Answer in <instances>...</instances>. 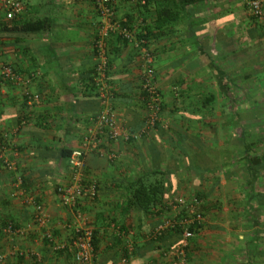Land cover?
Instances as JSON below:
<instances>
[{
    "label": "crops",
    "instance_id": "obj_1",
    "mask_svg": "<svg viewBox=\"0 0 264 264\" xmlns=\"http://www.w3.org/2000/svg\"><path fill=\"white\" fill-rule=\"evenodd\" d=\"M217 0H115L135 36H143L160 90L161 121L137 139H104L85 156L97 183L93 200L61 206L55 192L68 174L67 154L80 144L101 107L92 83V41L103 19L93 0H24L18 22L44 20L45 29L0 31V60L27 81L38 100L27 104L22 86L0 83V264H77L56 250L32 221V196L43 205L55 243L69 241L80 220L93 229L97 264H141L182 239L149 232L173 214L175 197L197 196L203 222L187 240L186 264H264V43L243 3ZM161 11L163 14L158 15ZM108 77L120 124L144 125L142 71L132 42L113 31L107 39ZM17 179L21 180L19 187ZM158 184L161 203L137 204L141 185ZM156 198L160 195L145 194ZM11 220L24 234H7ZM133 251L121 261L126 244Z\"/></svg>",
    "mask_w": 264,
    "mask_h": 264
},
{
    "label": "built area",
    "instance_id": "obj_2",
    "mask_svg": "<svg viewBox=\"0 0 264 264\" xmlns=\"http://www.w3.org/2000/svg\"><path fill=\"white\" fill-rule=\"evenodd\" d=\"M115 0H93L94 7L103 19L95 38L92 41L94 49L95 64L92 73V83L99 98L101 107L91 124L87 126L81 137L80 144L70 150L67 156L68 174L63 183L56 185L55 192L61 206L75 208L81 200H93L98 193L97 183L87 178L85 174V156L88 153L98 152L104 154L108 159L113 160L116 154L113 151L101 149V142L109 139L114 142L118 139L125 141L137 139L143 132L153 128L161 121V100L162 96L158 89L153 69V58L146 47V40L143 36H134L129 28L124 25V18H116ZM247 13L259 24H264V0H241ZM25 10L24 0H0V20L8 21L18 19ZM113 31L132 42L136 49L142 68L139 78V90L145 106L146 115L143 128L139 132L130 133L119 122L116 110L112 103L111 91L107 84L108 77V55L107 39ZM260 40L264 43V29L260 34ZM11 81L21 85L22 94L26 102L32 105L38 100V96L32 94L27 87L26 79L18 75L13 67L0 60V83ZM1 165L7 169H15V164L1 156ZM21 180L17 179L16 186L19 187ZM27 202L34 207L32 221L40 230V236L51 243L56 250H68L71 257L77 264H97L94 254L93 229L87 224L86 218L77 211V218L80 220L72 228L69 241L55 243L53 232L48 226V215L43 205L35 201L32 196ZM173 214L167 216L158 223L150 232L149 239L158 242L160 236L167 229L179 227L180 242L161 248L157 258L148 259L141 264H186L187 240L195 235L203 222V212L200 209L201 199L197 196L186 198L175 197L171 202ZM192 227V228H191ZM7 234H24L25 230L15 227L11 220H8L3 229ZM133 247L131 243L126 244L121 261L126 263L131 256Z\"/></svg>",
    "mask_w": 264,
    "mask_h": 264
},
{
    "label": "trees",
    "instance_id": "obj_3",
    "mask_svg": "<svg viewBox=\"0 0 264 264\" xmlns=\"http://www.w3.org/2000/svg\"><path fill=\"white\" fill-rule=\"evenodd\" d=\"M160 14H163V12L159 11L158 15L160 16ZM46 26H47V23L44 20H33V21H24V22H18V20H16V19L8 20V21L0 20V31H5L6 29H8V30L9 29H18L20 31H25V32H36V31L45 29ZM69 152H68V154H69ZM0 164H1V162H0ZM148 190L151 194H154V193L157 194L160 192V195L156 198H153V197L149 198V196L146 195L147 200H145L143 202V200H141V191L146 194L148 192ZM136 191H137V193L134 194L135 200L137 201L136 203L139 204L142 208H148V207L150 208L151 206L153 207L155 204L160 205V203H161L160 197H161L162 189L158 184H152V185H145V184L143 185L142 184L140 187H138L136 189ZM179 231H180L179 227H175L172 229L170 228V229L166 230V232H175V233H179ZM163 235L164 234H162L160 236V238H162ZM93 243H94V240H93Z\"/></svg>",
    "mask_w": 264,
    "mask_h": 264
},
{
    "label": "rangeland",
    "instance_id": "obj_4",
    "mask_svg": "<svg viewBox=\"0 0 264 264\" xmlns=\"http://www.w3.org/2000/svg\"><path fill=\"white\" fill-rule=\"evenodd\" d=\"M217 1H218L219 3H220V2H221V3L223 2L222 0H217ZM224 2L227 3V4L232 5V6H231V8H232L231 10H233V9H235L236 4L240 3V0H224ZM221 3H220V4H221Z\"/></svg>",
    "mask_w": 264,
    "mask_h": 264
}]
</instances>
